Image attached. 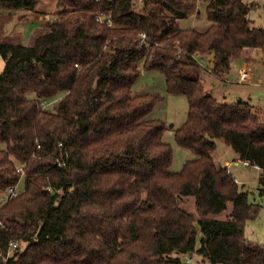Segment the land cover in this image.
<instances>
[{"label": "trees", "instance_id": "16d2710c", "mask_svg": "<svg viewBox=\"0 0 264 264\" xmlns=\"http://www.w3.org/2000/svg\"><path fill=\"white\" fill-rule=\"evenodd\" d=\"M39 3L0 0V19ZM55 4L29 45L0 42V198L17 191L0 201V264H189L193 253L208 264H264V248L244 236L260 205L211 156L222 140L263 182L264 115L249 101H218L203 83L205 72L223 78L234 59L264 52V28L249 18L264 2ZM200 4L208 27L180 28ZM141 69L187 100L174 139L195 159L179 172L169 128L147 117L163 97L132 90ZM187 197L197 220L181 207ZM228 203L225 220L206 218Z\"/></svg>", "mask_w": 264, "mask_h": 264}, {"label": "rangeland", "instance_id": "374dc122", "mask_svg": "<svg viewBox=\"0 0 264 264\" xmlns=\"http://www.w3.org/2000/svg\"><path fill=\"white\" fill-rule=\"evenodd\" d=\"M54 6L50 9V14L56 10V0H40L39 5L50 3ZM245 1H258L260 4L264 0H245ZM43 2V3H42ZM200 14L190 16L187 19L180 20L181 27L192 26V28L203 29L207 25L205 16V6L199 5ZM250 26L264 28V12L261 8L255 9L249 13ZM5 22L9 18H2L0 22ZM54 20V18L52 19ZM51 21V20H50ZM195 21V25H193ZM4 25L0 30V42H11L27 46L30 44V34H24L21 29L14 30L7 36L3 32ZM18 31V33H17ZM244 58L251 59L252 61L242 62ZM208 60L203 61L205 66ZM246 68L249 74L247 82H239V68ZM241 70V69H240ZM203 83L205 89L212 94L218 101L224 103H234L238 100L249 101L255 110L264 115V52L254 50L253 53H248V56L236 58L232 62V68L228 75L219 78L205 72L203 74ZM134 94L153 93L163 97L162 101L154 104L151 112L147 116L148 119L157 120L164 123L169 130L164 133L163 140L168 143L173 150V158L170 170L179 172L182 170L185 162L195 159L189 150L180 148L175 143L174 130L181 126L186 118L188 112L187 100L184 96L169 95L166 92V83L164 76L158 71H146L141 69L140 75L133 86ZM51 104V103H50ZM52 106L50 107V109ZM215 149L212 151L211 156L215 163L225 167L229 174L236 180L239 187L248 193V201L260 205L259 216L253 220H249L245 224L244 236L250 243L260 245L264 248V180L260 181L261 171L254 167H244L233 150L227 146L222 140L215 142ZM228 164V165H226ZM182 209L190 214L195 220L199 219L194 205V198H184L180 203ZM231 211V204H227V208L219 214H211L206 218L213 220H225ZM201 233L197 228V241L196 248L200 246ZM189 264H208L207 260H203L201 256L193 253L191 256L186 257Z\"/></svg>", "mask_w": 264, "mask_h": 264}, {"label": "crops", "instance_id": "0c3cea01", "mask_svg": "<svg viewBox=\"0 0 264 264\" xmlns=\"http://www.w3.org/2000/svg\"><path fill=\"white\" fill-rule=\"evenodd\" d=\"M51 4L52 3L50 1V3H47L45 5H41V4L38 5L36 12H24V11L14 12L11 15V18H9V21L4 25L3 32H5V35L7 36V34L9 35L10 33H13L14 30L21 29V32H23L24 34L29 33L31 35L36 29L45 28L49 24L50 20L53 19L50 16L49 12H50V9H52L54 6V2H53V5H51ZM178 24H179V27L182 29L192 28V26H188L189 28L181 27L179 22H178ZM193 25H195V21H193ZM207 27H208V23L205 26V28H203V29H196V28H194V29L199 30V31H203ZM17 33H18V31H17ZM253 51H251L250 53H253ZM206 60H208L206 62V64L209 63V57ZM244 62L246 63L247 61L244 60L242 62V65ZM240 69H243L242 66L238 69L239 70L238 72H240ZM237 160H238V158H237ZM226 165H228V164H226ZM234 181L236 182L235 179H234Z\"/></svg>", "mask_w": 264, "mask_h": 264}, {"label": "built area", "instance_id": "2783aa9c", "mask_svg": "<svg viewBox=\"0 0 264 264\" xmlns=\"http://www.w3.org/2000/svg\"><path fill=\"white\" fill-rule=\"evenodd\" d=\"M95 1H97V0H95ZM139 1H141V0H139ZM96 20L99 21L100 23L104 22V23L110 24V19L109 18L104 19L102 15H98ZM141 38L144 39V36H141ZM248 79H249L248 71L245 68L241 69L239 72V77H238L239 82H246ZM240 162L244 167H253L250 165V163L248 161H240ZM254 168H257V167L254 166ZM15 195H17L16 189L15 188H9L7 190L6 195H4L0 198V201L4 202L7 199H9L10 197H13ZM10 248L11 249L16 248V244L10 243Z\"/></svg>", "mask_w": 264, "mask_h": 264}, {"label": "bare ground", "instance_id": "6f19581e", "mask_svg": "<svg viewBox=\"0 0 264 264\" xmlns=\"http://www.w3.org/2000/svg\"><path fill=\"white\" fill-rule=\"evenodd\" d=\"M138 2H141V1L138 0Z\"/></svg>", "mask_w": 264, "mask_h": 264}]
</instances>
